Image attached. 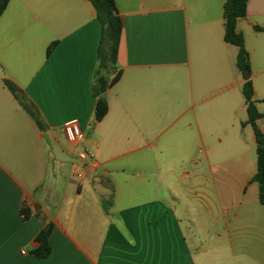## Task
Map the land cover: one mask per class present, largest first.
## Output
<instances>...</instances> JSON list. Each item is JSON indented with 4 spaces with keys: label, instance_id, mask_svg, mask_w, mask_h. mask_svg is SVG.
<instances>
[{
    "label": "crops",
    "instance_id": "0c3cea01",
    "mask_svg": "<svg viewBox=\"0 0 264 264\" xmlns=\"http://www.w3.org/2000/svg\"><path fill=\"white\" fill-rule=\"evenodd\" d=\"M113 1L120 76L99 122L96 78L114 73L99 68L92 4L9 0L0 16V264H264L256 142L238 48L224 40L226 0ZM255 27L264 0H247L236 22L264 133ZM70 120L89 154L81 179L80 148L62 130ZM48 225L50 253L36 257Z\"/></svg>",
    "mask_w": 264,
    "mask_h": 264
},
{
    "label": "trees",
    "instance_id": "16d2710c",
    "mask_svg": "<svg viewBox=\"0 0 264 264\" xmlns=\"http://www.w3.org/2000/svg\"><path fill=\"white\" fill-rule=\"evenodd\" d=\"M9 0H0V16L5 10ZM95 9L96 18L102 27V37L98 48L97 56L99 68L112 71L113 77L109 80L106 77L98 76L94 86V94L97 97L94 107V121L99 122L108 112V104L104 98V92L113 85L120 76L117 70L116 54L118 41L122 30V23L117 14L113 0H88ZM247 0H226L223 5L224 18V40L238 48L236 56V67L242 77V94L246 103L247 121L254 132L256 142V173L252 181L258 185V200L264 205V133L259 129L256 121L260 118L255 102L253 100V85L251 81V69L249 56L244 46L243 36L236 31V22L245 16ZM256 30L264 31L259 27ZM49 49V48H48ZM4 86L13 94L16 99H22L18 88L8 80H4ZM23 102V101H22ZM28 113L35 118L34 111L30 106L24 104ZM26 216V215H25ZM51 226L42 229L36 236L38 247L33 251L36 257H45L50 253L48 237Z\"/></svg>",
    "mask_w": 264,
    "mask_h": 264
},
{
    "label": "built area",
    "instance_id": "2783aa9c",
    "mask_svg": "<svg viewBox=\"0 0 264 264\" xmlns=\"http://www.w3.org/2000/svg\"><path fill=\"white\" fill-rule=\"evenodd\" d=\"M62 130H63L65 140L73 147L80 148V150L77 152V160L79 164L76 166V168L78 167L77 168L78 172L75 173V176L76 178L81 179L82 178L81 168L83 166V163L87 159H89L88 152L83 149L82 131L76 120H70V121L65 122L62 125Z\"/></svg>",
    "mask_w": 264,
    "mask_h": 264
},
{
    "label": "rangeland",
    "instance_id": "374dc122",
    "mask_svg": "<svg viewBox=\"0 0 264 264\" xmlns=\"http://www.w3.org/2000/svg\"><path fill=\"white\" fill-rule=\"evenodd\" d=\"M261 105H263V107H264V101L261 103ZM196 155H197V154H196ZM131 173H132V172H131ZM131 173H130V174H131ZM107 203L109 204V201H108Z\"/></svg>",
    "mask_w": 264,
    "mask_h": 264
}]
</instances>
